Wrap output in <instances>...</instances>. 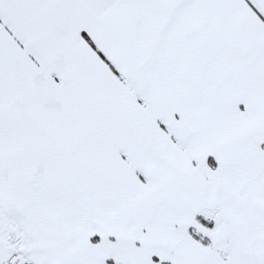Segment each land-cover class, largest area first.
Returning a JSON list of instances; mask_svg holds the SVG:
<instances>
[{"label":"snow or ice","instance_id":"1","mask_svg":"<svg viewBox=\"0 0 264 264\" xmlns=\"http://www.w3.org/2000/svg\"><path fill=\"white\" fill-rule=\"evenodd\" d=\"M0 264H264V0H0Z\"/></svg>","mask_w":264,"mask_h":264}]
</instances>
